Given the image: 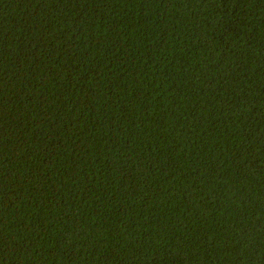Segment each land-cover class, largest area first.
Instances as JSON below:
<instances>
[{
  "label": "trees",
  "instance_id": "trees-1",
  "mask_svg": "<svg viewBox=\"0 0 264 264\" xmlns=\"http://www.w3.org/2000/svg\"><path fill=\"white\" fill-rule=\"evenodd\" d=\"M0 264H264V0H0Z\"/></svg>",
  "mask_w": 264,
  "mask_h": 264
}]
</instances>
